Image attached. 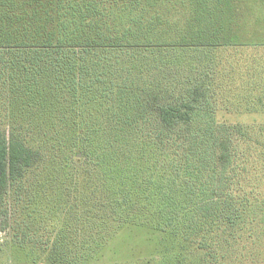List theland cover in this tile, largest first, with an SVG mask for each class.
<instances>
[{
    "label": "trees",
    "instance_id": "1",
    "mask_svg": "<svg viewBox=\"0 0 264 264\" xmlns=\"http://www.w3.org/2000/svg\"><path fill=\"white\" fill-rule=\"evenodd\" d=\"M244 11L241 0H0V125L75 126L110 192L100 201L117 224L104 214L89 253L78 240L83 262L135 225L158 233L142 264L167 250L174 264H264V122L216 117L264 114V41L244 38ZM193 126L203 148L183 159ZM42 155L0 127V199Z\"/></svg>",
    "mask_w": 264,
    "mask_h": 264
},
{
    "label": "rangeland",
    "instance_id": "2",
    "mask_svg": "<svg viewBox=\"0 0 264 264\" xmlns=\"http://www.w3.org/2000/svg\"><path fill=\"white\" fill-rule=\"evenodd\" d=\"M241 1L246 14L241 33L245 34V39L264 41V0ZM216 112L219 121L264 122V114L224 109ZM4 124L0 127L40 146L43 155L0 199V264H142L147 259L153 260L152 256L157 255L158 233L142 226L126 225L116 230L96 252L92 250L83 262V247L80 249L79 241L89 244V253L99 236L97 229L104 224V214L108 215L110 230L116 221L109 218L112 215V210L107 209L110 192L103 191L102 177L95 164L84 163L83 153L77 148L75 126H27L20 120ZM202 128L204 126L191 127L179 142L178 152L183 159L193 156L192 147L196 146L193 142L199 141L203 148L204 140L199 139ZM197 131L198 138L194 139ZM105 198L107 205L104 202L102 206L100 199ZM132 206L135 207L134 204L127 207ZM166 210L170 211V207ZM168 239L169 234L163 242ZM155 262L174 264L172 251L167 250L164 257ZM178 264L193 263L183 259Z\"/></svg>",
    "mask_w": 264,
    "mask_h": 264
}]
</instances>
